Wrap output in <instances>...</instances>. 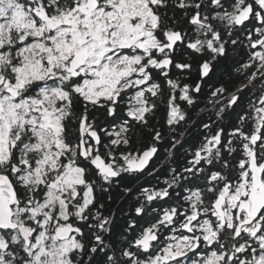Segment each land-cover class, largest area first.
Returning <instances> with one entry per match:
<instances>
[{"label": "snow or ice", "instance_id": "snow-or-ice-1", "mask_svg": "<svg viewBox=\"0 0 264 264\" xmlns=\"http://www.w3.org/2000/svg\"><path fill=\"white\" fill-rule=\"evenodd\" d=\"M0 264H264V0H0Z\"/></svg>", "mask_w": 264, "mask_h": 264}, {"label": "flooded vegetation", "instance_id": "flooded-vegetation-1", "mask_svg": "<svg viewBox=\"0 0 264 264\" xmlns=\"http://www.w3.org/2000/svg\"><path fill=\"white\" fill-rule=\"evenodd\" d=\"M180 157H182L183 156V149H181V152L178 154ZM113 204H114V202H113Z\"/></svg>", "mask_w": 264, "mask_h": 264}, {"label": "trees", "instance_id": "trees-1", "mask_svg": "<svg viewBox=\"0 0 264 264\" xmlns=\"http://www.w3.org/2000/svg\"><path fill=\"white\" fill-rule=\"evenodd\" d=\"M115 203H116V201H114V204H113V206L115 205Z\"/></svg>", "mask_w": 264, "mask_h": 264}]
</instances>
